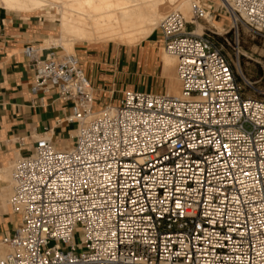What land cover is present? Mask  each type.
Listing matches in <instances>:
<instances>
[{
  "label": "built area",
  "instance_id": "built-area-1",
  "mask_svg": "<svg viewBox=\"0 0 264 264\" xmlns=\"http://www.w3.org/2000/svg\"><path fill=\"white\" fill-rule=\"evenodd\" d=\"M219 1L225 12L201 2L193 21L173 11L160 25L179 97L128 90L93 116L77 55L24 48L32 93L72 102L76 130L62 147L45 132L13 164L18 222L0 264H264V97L246 94L214 26L187 28L219 13L264 35V0Z\"/></svg>",
  "mask_w": 264,
  "mask_h": 264
},
{
  "label": "crops",
  "instance_id": "crops-1",
  "mask_svg": "<svg viewBox=\"0 0 264 264\" xmlns=\"http://www.w3.org/2000/svg\"><path fill=\"white\" fill-rule=\"evenodd\" d=\"M6 5L0 0V239L18 222L9 205L12 165L28 156L36 139L45 132L62 147L73 143L76 130V124L68 121L73 114L72 102L59 98L56 90L36 95L31 90L35 71L24 48L34 45L41 49L45 40L57 38L47 37V27L40 16L51 11ZM162 50L163 36L156 29L135 47H77L94 90L95 111L119 104L128 90L166 93L169 69L164 67ZM48 53L49 48L41 51L43 57Z\"/></svg>",
  "mask_w": 264,
  "mask_h": 264
},
{
  "label": "bare ground",
  "instance_id": "bare-ground-1",
  "mask_svg": "<svg viewBox=\"0 0 264 264\" xmlns=\"http://www.w3.org/2000/svg\"><path fill=\"white\" fill-rule=\"evenodd\" d=\"M1 1H4L8 6H11V8L13 7V9L14 7H19V9L20 7H22V9L27 8L31 11L36 9L43 10L49 7L56 9L61 15V17L58 18L59 35L57 38H50L45 40V42L50 46H60L64 50H67V47L69 45L71 46L75 41H137L143 36H148L153 33L165 19L167 11L183 12L188 21H193L195 7L202 2V0ZM188 16L190 18H188ZM200 26L201 24L198 23V29ZM215 26L219 29V26ZM218 33H222V31L219 29ZM173 58L174 57L170 54L163 57L165 68L172 65ZM178 81L180 82L179 78ZM179 82H169L166 94L179 97L181 95V82ZM100 113L101 111L95 112L93 116H97ZM0 246L3 245L0 244ZM8 253V249L3 250V248L0 247V256H5Z\"/></svg>",
  "mask_w": 264,
  "mask_h": 264
},
{
  "label": "rangeland",
  "instance_id": "rangeland-1",
  "mask_svg": "<svg viewBox=\"0 0 264 264\" xmlns=\"http://www.w3.org/2000/svg\"><path fill=\"white\" fill-rule=\"evenodd\" d=\"M202 2L207 3L208 6H213V8L218 11L225 12V9L221 6L219 0H202ZM47 10L51 11V14L40 15L42 22H44V24L47 27V34H48L47 37H51V36L58 37L59 35L58 18H60L61 15L58 11H56V9L52 7L47 8ZM168 12L170 13V11H167L166 15L168 14ZM182 14L184 15L183 12ZM190 17L188 16V18ZM208 22L209 24H207L206 21L199 22L201 26L197 30H195L194 28L189 29V27L192 26L190 24L187 25V28L189 31L195 30L196 34H202L203 32H205L204 28H212L211 26H214L216 28L215 25L219 26V29L222 31V33H218L219 29L216 28L215 31L218 34L217 35L211 34V36H213V40L218 45L223 46L224 52L229 56V58H231L235 62L236 65L234 66V70L238 77V82L241 83L247 95L257 98H263L264 97V35L251 31L244 23L239 25L238 32H235L234 29L230 30V25H231L230 20L228 19L227 16L219 13L217 14L216 18L211 19V21L208 18ZM156 30L161 31L160 25L156 28ZM226 32H228V34H225ZM207 33L208 32L206 31V34ZM148 36H143L139 40L132 42H122L118 40H104L98 42L75 41L71 45L72 47L69 45L71 48L69 46L67 47L70 50L68 49L64 50L60 46H50L49 44L44 42L43 46H41V49L49 48V49H53L55 52L61 55L74 54L78 56L76 50L77 47L79 46L85 47L87 49L88 48L104 49L108 45H111L115 48H119L120 46L135 47L140 45L142 41H144ZM225 38L228 41H226ZM162 51H163L162 58L164 56H168V53H166L165 50ZM175 59L173 58L172 65L167 66L169 71L168 72L165 71L168 75V81L172 83L179 82L178 74H177V60ZM242 75L245 76V78L251 83V85H246L244 83ZM11 171H12V167L10 169V172ZM9 178L11 181V173ZM11 196H12V190L9 191V199ZM81 236L82 233L80 231H77L75 233V240L77 243L80 242ZM0 247L3 248V250L8 249L4 246H0Z\"/></svg>",
  "mask_w": 264,
  "mask_h": 264
}]
</instances>
